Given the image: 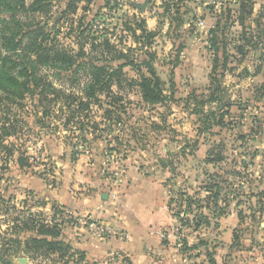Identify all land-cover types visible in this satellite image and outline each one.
Wrapping results in <instances>:
<instances>
[{"label":"trees","instance_id":"obj_1","mask_svg":"<svg viewBox=\"0 0 264 264\" xmlns=\"http://www.w3.org/2000/svg\"><path fill=\"white\" fill-rule=\"evenodd\" d=\"M194 1L161 0L162 11L158 17L166 18L169 28L174 26L173 31L188 22L187 30L193 34L196 15L188 2ZM214 1H220L218 10L214 3L204 4L214 17L207 31L206 48L212 53L208 85L201 92L191 90L183 98L184 109L196 118L197 137L212 134L215 127L242 125L243 112L251 105L248 99L234 102L223 79L232 71L228 65L234 56L230 49L244 58L248 47L253 48L255 44L249 22L253 21L254 2ZM63 2L62 10L54 13L56 0H0V175L9 170V162L20 170L31 166L29 156L20 149L21 144L15 143L24 130L33 133L34 129L36 135L42 132L71 135L75 142L68 145L75 158L98 138L114 142L113 146H107V154L124 157L131 141L144 148L143 142L150 133L155 135L165 130V119L142 124L141 116L133 121L130 99L131 93L135 94L142 109L150 111L175 100L172 82L167 84L154 66L157 55L151 48L158 31L148 30L143 19L120 12L116 1L104 0L97 9L91 8L92 0ZM113 12L118 15L113 17ZM57 15L59 18L55 19ZM103 18L104 26L95 28V22ZM112 18L116 21H109ZM256 28L257 35L261 36L264 31L258 20ZM181 49L182 44H178L174 66ZM126 68L133 76L128 75ZM243 71L249 74L247 69ZM252 90L253 106L259 110L258 102L264 98V81ZM234 106L239 113L232 110ZM257 123L251 129L263 125L264 114ZM250 135L233 137L239 142L237 147L241 151L238 152H229L222 138L211 142L202 162L211 166L212 171L204 172L205 184L193 193L186 194L179 187L174 190L169 185V208L179 223L177 235L183 253L202 248L207 263L216 264L214 254L219 243L207 237L206 232L201 236L200 231L217 228L219 218L231 202L240 207L237 211L240 221L245 217L243 208L253 222L258 223L264 215V190L255 192L253 187L244 186V182L252 181L246 178L253 174L248 167L254 165L255 155L259 153L264 160V147L260 151L249 149ZM193 141L196 144L198 138ZM160 163L176 174L172 160L163 159ZM5 196V191H0V207L6 203V209L14 201L11 204L14 216L6 220L9 237L0 245L2 264H14L10 258L17 251L53 264H86L84 253L74 250L64 239L62 228L66 221H55L56 214L62 213L60 208L52 205V213L48 215L42 210L46 205L43 199L28 204ZM5 209L4 214H8ZM190 232L197 234V241L192 245H188L186 238ZM240 237L234 231L232 247L241 245ZM122 262L127 264L126 259Z\"/></svg>","mask_w":264,"mask_h":264},{"label":"crops","instance_id":"obj_2","mask_svg":"<svg viewBox=\"0 0 264 264\" xmlns=\"http://www.w3.org/2000/svg\"><path fill=\"white\" fill-rule=\"evenodd\" d=\"M156 1L158 2L157 14H151L147 9L145 11L135 9L127 1L117 0L116 2H118L117 7L120 9V12L126 13L129 17L135 16L136 18L143 19L148 30L158 31L151 48L157 55L154 63L157 71V65L159 64L157 42L162 38L164 42L170 44L168 47L169 53H165L167 56L171 54L169 57L170 61L162 63L164 66H168L167 78L164 79L159 74L160 77L167 84L171 81L174 89L176 85L175 76L181 77V74L177 71L187 66L189 70L187 73L190 74L189 80L192 81L190 84L191 86H196L192 87L190 91L199 87H202L203 90L208 85L209 81L212 53L204 47V50L209 53V59L206 60L205 58H201L205 62L204 66L199 65L201 61L198 59L190 63V51L187 49L186 43L183 41L176 43V40L180 38H183L182 40H184V38L189 39L191 35H193L189 34L187 30L189 29V23L186 22L180 30L173 31L174 26L172 25V27L169 28L166 18L158 17V13L162 11V8L159 6L161 0H150V6ZM196 2L197 0L188 2V6L190 7V4H193L194 7L196 5L198 6ZM253 2V14L251 16L253 21L249 22L253 28L255 44L253 48L248 47V53L244 58H241L239 54L230 49V53L234 56L229 59L228 63L232 71L227 72L223 79V83L226 86H228L226 82L227 79L231 80L235 78L233 71L237 72L235 75L237 88L249 82H255L254 86H256L264 81V79L261 78V71L264 68V64L261 65L264 62V33L258 36L256 28V21L258 20L259 27L264 31V6H262L264 5V0H253ZM200 4L204 6V2H200ZM203 9V13L205 14L203 17V20H205L204 22L212 23L213 21L214 23L212 14L204 7ZM195 21L196 20H193V27H195ZM192 38L201 39L202 41L201 36L193 35ZM178 44H182V49L179 53L177 64L174 66V56ZM185 52L186 54H184ZM161 53L164 54V52ZM196 58L198 57L196 56ZM199 69L200 71L202 69L200 75L198 74ZM244 69H247L249 74H244ZM125 70L129 76H133V72L128 68ZM186 76L188 77V75ZM181 81L182 80H180V82ZM188 93L190 92H187V94ZM136 98L138 97L136 96ZM233 98L232 95V99ZM243 99H249V96L243 95ZM160 107L162 108L163 106H157L156 109ZM254 109L257 111L255 107ZM236 112L239 111L237 110ZM188 115L195 123V116L193 114ZM260 115L256 114V116L253 115L251 117L247 129L242 125H234L235 127L232 126L230 128L215 127L212 129V134L208 135L207 133H203L198 137L196 136L197 124L192 125L191 135H194V137H191L192 141L184 145H176L174 138H169L167 135L159 137L158 134H162L161 132L155 135L154 133H150L151 135H148L150 140L143 142V145H145L144 148H140L131 141L130 147L127 149L128 153L120 158L119 155L115 154H113L115 157L111 154L106 155L107 146H113L114 143L111 139H109L112 141L111 143H109V140H104L102 138L92 140L90 143V150H82L83 153L77 158L71 154L67 143L64 144L66 147L64 153H61L58 158L54 159V165L56 166L53 172L54 176H52L54 181L48 182L46 177L44 179L37 178L36 180L29 181V185L31 187H39L37 196L43 197L46 202L43 209L44 212L46 210V214L50 215L52 213L51 206L54 205L62 211H68L76 216L98 221L112 229L123 232L122 237L119 235H107L102 239H97L81 225L73 226L65 224L62 228L65 241H67L74 250L84 253V262L86 264H107L108 260L111 258L113 261L116 260L118 264L123 263L122 259H126L127 264H208L202 248L192 249L187 253L181 251V243L177 235L179 223L169 208V186L166 185L165 182H168L170 177L174 178V176L178 175V167H180L183 162L186 164L191 160L194 162V165L202 164L204 167H211L205 165L202 161L211 142L214 140L217 141L220 138L223 139L225 148L228 149L229 152H234L235 150L241 151V148L237 147V143L233 148L230 146L232 138L237 134L251 133L252 135H250L249 138V149L260 151L264 147L263 145L259 146V142L256 144L254 141L250 142L253 135L256 136V139L257 136L264 134L263 125L260 128L253 127V129H251L252 126L258 124L257 122ZM153 116L148 118L156 121ZM245 117L243 116L242 119H245ZM225 134L230 135V137L224 136ZM196 138H198V142L195 144L193 140ZM168 144H173L175 147L169 149ZM191 144L193 145L192 148L190 146ZM261 144L260 142V145ZM121 148L123 149L125 146H121ZM157 148H160L159 152L156 151ZM182 151L184 152L182 153ZM199 151L202 152V157L200 159L197 156ZM146 156H148L147 160H150L149 162L151 163L147 164V168L145 169L143 164L139 162V158L143 161ZM163 159L172 160L176 174H172L169 168L161 165L160 161ZM257 159L261 160L260 164H264V160L259 153L254 157V164ZM105 164H107L108 170L116 168L118 165L123 166V179L118 180V182L114 181L110 175L106 173L107 171L105 172ZM12 165L16 166L15 164ZM68 170H70V173H68ZM259 178L260 177H258V179ZM194 180H196V178ZM254 186L253 189L255 192L257 190H264V186ZM103 193H107L106 199L102 198ZM239 208L235 207L234 202H231L227 212L219 218L218 227L211 230L209 229L208 232H206L208 237L212 239L215 238L217 243H219L215 248V263L264 264V225L262 226L261 221L258 223L253 222L247 215L248 211L245 210V208H243L245 217L240 221L237 213ZM257 225L258 227H256ZM185 231L189 232L187 229H185ZM234 231L241 235V245L238 247L231 246ZM196 235L195 232H190L186 235L188 245L196 243Z\"/></svg>","mask_w":264,"mask_h":264},{"label":"rangeland","instance_id":"obj_3","mask_svg":"<svg viewBox=\"0 0 264 264\" xmlns=\"http://www.w3.org/2000/svg\"><path fill=\"white\" fill-rule=\"evenodd\" d=\"M57 3L55 4L54 8H53V12L54 13H59L62 10V5H63V0H56ZM204 1V0H202ZM201 0H197L196 3H198V6L196 5L195 7L193 6V4H190V8L195 9V15H196V21L197 19H202L204 17V6H201L200 2L202 3ZM214 2V0H211ZM224 3L226 1L229 0H223ZM104 2V0H92V4H91V8L93 9H97L100 5H102ZM220 1H216L215 4ZM158 2L156 1L155 3H152L151 6L148 3V7L146 8L147 10H149V13L154 14L156 12H158ZM214 4V5H215ZM264 6V5H262ZM220 7V4L215 5V10H218ZM150 10L152 12H150ZM160 11V10H159ZM264 13V12H263ZM113 17L117 16L118 13L113 12L112 13ZM213 20V19H212ZM211 20V21H212ZM109 21L111 22H115L116 19L112 18ZM196 21L194 22V25H196ZM205 21V20H203ZM204 28L202 30H200L197 34L195 32H193V35L195 36H201L202 37V41L201 39H197V38H192L193 35H191V37L189 39L184 38V40H182L183 38H180L178 40H176V43H178L179 41H183L186 43V47L187 49H189V61L190 63L192 61H197L200 60L201 63L199 65L204 66V60H202L201 58H205L206 60L209 59V53L206 52L204 50V47H206L205 45V40L207 39V31L210 28V26L212 25L211 22H204ZM196 26H195V31H196ZM232 29H238L237 27H233ZM234 33V32H233ZM201 34V35H200ZM194 40V41H193ZM158 53H159V64L157 65L158 68V72L161 75L162 78L166 79L167 78V74H168V66H164L162 63H167L170 61L169 57L171 54H169V56H167L165 53H167L168 47H169V43L164 42V39H159L158 40ZM207 49V48H206ZM161 52H164V54H162ZM169 53V52H168ZM186 54V52L184 53ZM196 56L198 58H196ZM189 63V64H190ZM264 62L261 64L263 65ZM192 65V64H191ZM188 67H184L182 70H178L177 72L179 74H181V77L175 76L176 79V85L174 86V99L172 101V103H170L168 106H164V107H160L159 109H155V110H148L147 108L142 109V104L138 103V98H136V95L131 93V100L133 101V105L132 108H134L133 112H134V120H139L141 119L140 117L142 116L144 118V120H142V124L146 123L148 121L151 120V118L148 117H152L155 118V120L159 123L162 122V119H165V130L162 131V134H158L159 137H164V135L169 136V138H174L176 145L180 144V145H184V144H188L190 141H192L191 137H194V135H191L192 133V125H196V122H193V119L191 117H189V115L187 114L186 110L184 109L183 106V98L185 97V95L187 94V92H190V89L192 87H196V86H191V80H189V76L190 74L187 73ZM242 72V71H241ZM202 73V69L200 71V69L198 70V74L200 75ZM236 71H233V75L235 78L229 80L227 79L226 82L228 83V89L229 91H231L232 95H233V99L234 102H242L243 100V95L244 96H249V101L251 103V105L249 104V106L245 109L244 113V117L245 119H242V126L244 128L247 129V127H249V123L251 121V117L253 115H260L264 113V99H262V102H258L260 108V112L258 109L257 111L254 109L255 106V102H253V90L252 88L254 87V83L253 82H249L248 84L244 85V86H239L237 88L236 86ZM243 73V72H242ZM131 75V73H130ZM188 75V77L186 76ZM199 77V76H198ZM261 78L264 79V68L261 71ZM180 80L182 81L180 82ZM234 81V82H232ZM256 81V80H255ZM58 88V87H57ZM68 87H66L67 89ZM65 89V88H64ZM59 90V88H58ZM75 90V88H74ZM196 90L198 92L202 91V87L200 88H196ZM245 100V99H244ZM257 104V103H256ZM143 110H148L147 112H144ZM233 111L235 113H239L236 112L237 108L236 106L233 107ZM239 111V110H238ZM144 112V113H142ZM254 113V114H253ZM260 113V114H259ZM147 119V121H145ZM32 121V120H31ZM36 129L37 127L34 126ZM263 127H264V123H263ZM33 133L32 132H26L24 130V132L22 131L21 133V139L20 140H16L15 143L17 145H19V143L21 144V148L20 149H24L26 155L29 156V161L31 163V166L27 169H23V170H19L16 166H13L12 163L9 162V170L5 173H3L2 175H0V191L3 193L5 191V197L7 196H12L14 197V199L12 200H24L26 201L28 204H32L33 202L37 201V200H41L43 199V197L41 198L40 196H37V193H39V187L37 188L36 186H30L29 185V181L32 180H36L37 178H41L44 179L46 177V179H48L49 181H54V179H52L53 172L56 168V166L54 165L55 161L54 159L58 158L59 155L62 153H64L65 151V145L68 142H75V138L73 139V137L68 134H64V133H55V134H50V133H44L42 132L39 135H36L37 132H35V130L33 129ZM224 136L226 137H230V135L225 134ZM255 135H253V137L250 139V142L254 141V143H258L259 146H264V134L261 136H257V138L255 139ZM194 139V138H193ZM148 140H150V138H148ZM233 140V138H232ZM171 141V139H170ZM260 142L262 143L260 145ZM236 143L238 144L237 140H233L230 142V146L236 145ZM253 144V143H251ZM169 149L175 147L173 144H168ZM171 145V146H170ZM90 148V147H89ZM88 148L87 151H89L90 149ZM86 151V152H87ZM157 152L160 151V148L156 149ZM234 152H238V151H234ZM106 155H110V154H106ZM112 156L115 157V155L111 154ZM135 155V154H134ZM147 155V154H145ZM197 156L199 157V159L202 157V152L199 151L197 153ZM121 156L119 155V158ZM136 157V156H135ZM148 156L144 157L143 161H141V159L139 158V162L143 164V167L146 169L147 168V164L151 163L147 160ZM148 161V162H147ZM260 159L255 160V164L252 166L248 167V171H253L252 176H247V180L248 179H252L253 181H247L248 183H245V187L246 186H251V187H255L254 185H257L258 187L260 186H264V179L262 177V175H264V164H260ZM183 162V161H182ZM104 170L106 173H108V175H110V177L114 180L117 181L118 180H122L123 179V166H119L116 168H112L111 170H108L107 168V164L104 165ZM112 171H117L118 175H115L112 173ZM205 171H212L211 167H204L202 164H196L194 165L193 161H188L186 164H184V162L180 165V167H178L177 173L178 175L175 176L174 178L170 177L169 178V182H167V185H171L172 189H177L179 187L180 190L185 191L184 193L188 194V193H193V191L199 187V186H203L205 183L202 182L204 179V172ZM245 172H247L245 170ZM68 173H70V170H68ZM260 177L259 179L257 177ZM256 177V178H255ZM196 178V180H194ZM256 179V181H255ZM22 182V183H21ZM173 183H175L174 185H172ZM5 188V189H4ZM38 190V191H37ZM245 191H248V189H245ZM44 200V199H43ZM14 203L11 202L10 204L7 205V208L5 209L6 203H4L2 205V207H0V245L2 243L5 242V240L9 237V231L6 232L7 230V222L6 220L8 218H12L14 216V214H12V208H11V204ZM9 207V208H8ZM4 209L5 211H8V214H4ZM43 210V209H42ZM44 211V210H43ZM46 212V210H45ZM6 213V212H5ZM262 223H264V215L262 216L261 220ZM258 227V225L256 226ZM9 230V229H8ZM209 229L207 230H202V232L200 231L201 236H204L203 233L207 232ZM211 230V228H210ZM208 237V236H207ZM17 253V254H16ZM15 254H13L10 258V261H12V263L14 264H20L17 261V258L19 257H24L26 258V262L25 264H53L52 262H48V260L38 257V258H32L31 255L26 254L25 252L22 253V251H17ZM0 264H2V262H0Z\"/></svg>","mask_w":264,"mask_h":264},{"label":"built area","instance_id":"obj_4","mask_svg":"<svg viewBox=\"0 0 264 264\" xmlns=\"http://www.w3.org/2000/svg\"><path fill=\"white\" fill-rule=\"evenodd\" d=\"M203 2L205 5L213 4V3L215 4V1L213 2L211 0H204ZM218 4H220V3L217 2L215 5H218ZM104 20H105V18H103L102 20L96 21L94 27L97 29H101L104 26ZM195 26L197 29L194 32L197 34L200 30H202L204 28V21L202 19H197ZM204 42H205V45L208 44L207 39ZM112 173L115 175H118L117 171H112ZM55 217H56L55 221L58 223L66 221L65 223L73 225V226H80V225L83 226L93 237H95L97 239H102L107 235H119L121 237L123 236V232L120 230L112 229V228H110V227H108V226H106V225H104L98 221H95V220H92V219H89L86 217L76 216V215H74L68 211H62L61 214H56ZM162 237H163V235H162ZM107 264H118V263L116 260L113 261V259L111 258L110 260H108ZM122 264H124V263H122Z\"/></svg>","mask_w":264,"mask_h":264},{"label":"water","instance_id":"obj_5","mask_svg":"<svg viewBox=\"0 0 264 264\" xmlns=\"http://www.w3.org/2000/svg\"><path fill=\"white\" fill-rule=\"evenodd\" d=\"M106 1H117V0H106ZM120 1H127L133 8L138 9L140 11H145L146 8L148 7L149 0H120ZM59 18V15L55 17V19ZM102 198L106 199L107 198V193L102 194ZM264 223H262V226ZM17 261L20 264H25L26 258L24 257H19L17 258Z\"/></svg>","mask_w":264,"mask_h":264}]
</instances>
